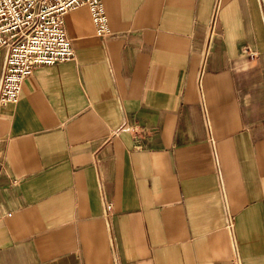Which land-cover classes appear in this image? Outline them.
<instances>
[{
	"label": "crops",
	"instance_id": "1",
	"mask_svg": "<svg viewBox=\"0 0 264 264\" xmlns=\"http://www.w3.org/2000/svg\"><path fill=\"white\" fill-rule=\"evenodd\" d=\"M100 2L2 109L0 264H264V0Z\"/></svg>",
	"mask_w": 264,
	"mask_h": 264
},
{
	"label": "built area",
	"instance_id": "2",
	"mask_svg": "<svg viewBox=\"0 0 264 264\" xmlns=\"http://www.w3.org/2000/svg\"><path fill=\"white\" fill-rule=\"evenodd\" d=\"M85 4L94 33L109 34L107 18L100 0H0V119L2 109L19 99L23 81L34 67L69 61L74 57L70 37L64 29L66 11ZM216 8L206 25L204 54L214 37ZM1 169V164H0ZM110 203H105L108 210Z\"/></svg>",
	"mask_w": 264,
	"mask_h": 264
}]
</instances>
